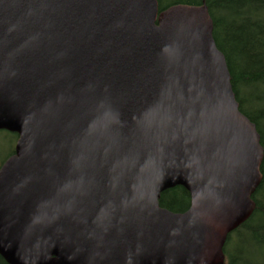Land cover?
I'll list each match as a JSON object with an SVG mask.
<instances>
[{
	"label": "water",
	"instance_id": "95a60500",
	"mask_svg": "<svg viewBox=\"0 0 264 264\" xmlns=\"http://www.w3.org/2000/svg\"><path fill=\"white\" fill-rule=\"evenodd\" d=\"M214 29L205 3L0 0L6 264H226L264 149Z\"/></svg>",
	"mask_w": 264,
	"mask_h": 264
},
{
	"label": "trees",
	"instance_id": "16d2710c",
	"mask_svg": "<svg viewBox=\"0 0 264 264\" xmlns=\"http://www.w3.org/2000/svg\"><path fill=\"white\" fill-rule=\"evenodd\" d=\"M157 1L160 11L178 4L207 5L214 40L229 66L236 101L241 113L257 125L264 149V0H178L170 5ZM244 90L250 91L248 97ZM260 186L254 196L255 214L226 242V264H264V180ZM160 202L173 213L185 212L190 206L189 194L182 187L164 193ZM0 264H6L1 257Z\"/></svg>",
	"mask_w": 264,
	"mask_h": 264
},
{
	"label": "flooded vegetation",
	"instance_id": "af4514ba",
	"mask_svg": "<svg viewBox=\"0 0 264 264\" xmlns=\"http://www.w3.org/2000/svg\"><path fill=\"white\" fill-rule=\"evenodd\" d=\"M19 135L6 130H0V171L4 165L16 155ZM12 147L10 149V147Z\"/></svg>",
	"mask_w": 264,
	"mask_h": 264
},
{
	"label": "rangeland",
	"instance_id": "374dc122",
	"mask_svg": "<svg viewBox=\"0 0 264 264\" xmlns=\"http://www.w3.org/2000/svg\"><path fill=\"white\" fill-rule=\"evenodd\" d=\"M163 1H164V5H170V4H173V2L178 1V0H163ZM249 94H250V91L244 90V96L248 97ZM11 148L12 147H10V149Z\"/></svg>",
	"mask_w": 264,
	"mask_h": 264
}]
</instances>
